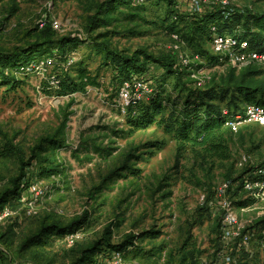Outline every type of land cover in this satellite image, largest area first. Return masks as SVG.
I'll list each match as a JSON object with an SVG mask.
<instances>
[{
	"label": "rangeland",
	"instance_id": "1",
	"mask_svg": "<svg viewBox=\"0 0 264 264\" xmlns=\"http://www.w3.org/2000/svg\"><path fill=\"white\" fill-rule=\"evenodd\" d=\"M105 1L0 0V52L35 41L48 23L55 36L74 35L81 40L69 50L66 62L48 52L38 54L32 64L41 57L54 60L40 69H26L25 74L11 70L13 85L0 84V193L15 189V179L24 173L27 176L18 184L20 194H10L3 205L8 214L0 220V264H30L26 260L72 264L83 249L101 239L110 223L115 244L129 234L149 232L136 241L143 255L118 264H186L189 250L200 262L212 264L222 244L221 233L214 228L224 202L232 203L238 218L254 233L247 250L234 256V264H264V240L259 238L264 235V194L254 196L241 184L264 163V125L238 122L236 128L224 127L226 147L217 150L211 145L180 143L156 123L135 130L120 105L118 73L105 62V53L93 45L107 43L112 51L126 56L139 50L160 60L172 55L178 63L177 55L186 56L190 67L183 69L189 74L185 81L192 88L220 80L232 67L236 74L248 66L261 70L258 78L264 83V64L260 62L236 65L216 55L215 64L204 57L192 59L195 50L181 34L174 38L171 26L177 14L185 19L224 11L263 14L264 0H176L174 13L164 2L146 0L138 6L135 20L127 19L129 11L121 7L111 26L92 24L93 16L104 14L106 6L100 5ZM182 26L178 23L176 28ZM204 48L212 54L209 42ZM69 58H73L71 64ZM79 65L87 68L94 82L83 89L61 91L56 75L60 80L65 75L75 78ZM149 65L154 69L147 76L148 94L163 86L165 98L177 100L180 93L174 89L175 79L163 75L156 82L153 78L159 73V64ZM149 96L143 98L146 107ZM237 105L236 115L246 104ZM42 138L63 142L31 160ZM48 161L59 173L40 177ZM124 166L131 169L124 170ZM31 182L46 193L30 205L23 190ZM221 188L224 191L219 193ZM243 201L248 203L239 205ZM74 219L84 220L74 243H68L65 235H52L47 243L19 251L43 220L66 225ZM103 250L93 255L95 264H116L108 250Z\"/></svg>",
	"mask_w": 264,
	"mask_h": 264
},
{
	"label": "trees",
	"instance_id": "2",
	"mask_svg": "<svg viewBox=\"0 0 264 264\" xmlns=\"http://www.w3.org/2000/svg\"><path fill=\"white\" fill-rule=\"evenodd\" d=\"M158 1L164 2L171 13L175 12L173 7L176 4V0ZM140 5L142 4L136 3L135 0H107L100 5V7L106 6L102 17H99L101 14H98V16H93L90 20L92 24L97 25L98 22H101V25L109 27L116 21L115 12L120 11L121 7L128 9L129 12L125 15L127 19L135 20L136 17H139L137 12ZM225 13V11L209 12L203 15H193L187 19L177 14L174 17V21L171 22V26L174 28V33L176 35L181 34L180 38L195 50V54L192 56L204 57L207 63L215 64L218 60L214 54H210L204 48L214 34L237 33L241 38L249 42L251 48L264 51V13ZM178 23L183 24L182 27L184 28L178 30L176 28ZM40 32L36 40L28 43L25 47L11 52H0V84H10L12 86L15 79L11 77L10 71L21 70L24 74L27 73L26 69L32 65L38 54L41 55L48 52L56 59L65 60L66 62L69 50L77 47L81 42L74 35L55 36L54 30H52V26L49 23ZM93 45L99 51L105 53V62L114 67L118 73L117 78L120 84L135 77L149 80L152 69H154L149 65L151 62L159 64V67L156 68L159 69V73L156 78H153L156 82L163 75L164 78L171 76L175 79L174 89H179L180 93L177 100L172 102L170 98H165V90L163 86H160L155 91L153 90L154 92L151 94H147L150 95L147 99L148 107L145 106L147 105L145 104V99L126 107L127 122L135 130L145 129L156 123L163 128L166 134L173 135L174 139L180 143L204 147L211 145V149L217 150L226 147L223 128L226 127L228 120L235 119L238 103H256L264 106V83L258 78L262 75V72L253 68V66H248L239 74H236L235 68L232 67L220 80H212L203 86L192 88L190 87V82L185 81L187 79L185 77H188L189 74L183 70L190 66L178 63L172 55L170 58L160 60L153 58L145 50H139L131 56H126L112 51L107 43L98 44L93 42ZM148 75L149 77L147 78ZM56 77L55 81H57L58 87L63 92L74 91L79 89V87L83 89L85 85L94 82L93 78L89 76L87 68L83 65L77 67L75 78L65 75L66 79L60 80L58 75ZM182 93H185V96H181ZM177 101L180 102V106H177ZM168 107L170 110L167 112L166 109ZM224 110L227 111L226 114H224ZM156 117L159 118L155 121ZM62 142L63 140L56 138H42L33 149L30 159L33 160L39 153L46 152L49 146L52 148L61 147ZM52 163L48 161L46 167L40 171V177H51L59 173L55 166H49ZM123 169L131 168L124 166ZM22 170H25L24 165ZM133 173H135L134 170ZM117 174L125 176V174ZM22 176L27 177L24 173V175L22 174L15 179L17 183L14 187L15 189L0 193V208L6 203L5 200L10 194H20L21 189L18 184ZM253 201L250 200V202ZM238 203L245 206L248 201ZM83 221L82 219H74L68 224L62 225L59 222L43 220L37 231L22 242L19 251L24 252L33 246L47 243L52 235L62 237L75 232L77 228L79 229L83 225ZM261 224L264 225V220H262ZM112 226V223L108 224L104 228L101 239L83 249L80 259L72 264H95L96 260H94L93 255L102 253L105 248L111 256L113 252H119L122 260L136 259L143 255L140 252L141 249L136 246V241L139 236L144 237L149 232L145 231L139 235L129 234L121 242L115 244L112 243ZM214 229L217 233H221L219 216L216 218ZM259 238L264 240V235H260ZM104 246L105 248H102ZM26 262L37 264L30 260H26ZM186 264L206 263L200 262L195 257V252L189 250Z\"/></svg>",
	"mask_w": 264,
	"mask_h": 264
},
{
	"label": "built area",
	"instance_id": "3",
	"mask_svg": "<svg viewBox=\"0 0 264 264\" xmlns=\"http://www.w3.org/2000/svg\"><path fill=\"white\" fill-rule=\"evenodd\" d=\"M146 0H135L136 3L142 4ZM223 5H227V2L222 1ZM174 38H178L176 34H173ZM211 53L216 55L219 59H224L226 62L236 65L248 64L250 62H260L264 64V51H258L255 48H251L249 42L246 39L240 37L237 33H221L214 34L210 40ZM180 63L185 66H189V59L186 56L177 55ZM192 59L198 60L199 56L194 55ZM54 58L45 57L41 58L32 64L27 69L32 68L40 69L49 65ZM73 62V58L67 60L68 64ZM151 92L149 82L142 78H131L124 81L119 90V100L122 109H126L128 105L134 104ZM243 111L235 116V119H230L226 122V126L236 128L238 122H256L264 125V106L256 103H249L243 106ZM227 111L224 110V114ZM238 117V118H237ZM246 161V158H243ZM243 163V162H242ZM242 186L245 191L250 192L254 196L264 194V163L259 167H256L251 172V177L244 178ZM26 186V187H25ZM25 191L30 199V205L38 197H42L46 190L38 183L31 182L24 184ZM226 187V185H224ZM223 188L219 189V193H222ZM223 211L220 216L221 222V249L212 264H234V256L240 254L244 249L247 250L254 233L246 227L237 215L232 203L224 202ZM8 214V208H0V220H2ZM79 238L77 231L66 235V241L70 244L74 243ZM112 260L116 264L120 263L122 258L119 252L112 253Z\"/></svg>",
	"mask_w": 264,
	"mask_h": 264
}]
</instances>
